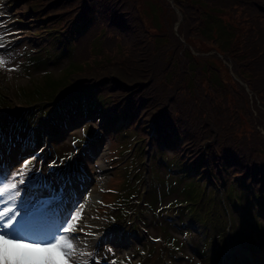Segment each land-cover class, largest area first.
Segmentation results:
<instances>
[{"label":"rangeland","instance_id":"rangeland-1","mask_svg":"<svg viewBox=\"0 0 264 264\" xmlns=\"http://www.w3.org/2000/svg\"><path fill=\"white\" fill-rule=\"evenodd\" d=\"M120 0H116L118 3ZM110 4L109 2H107ZM149 5L147 0H144V10L147 13L149 10ZM21 11H23V7L21 4H19V7ZM243 17L245 18L246 22L244 24L245 27H242L241 29H236L238 32V37L240 41V51L239 56H246L248 57L249 61V69L255 70L253 74V78L248 81L247 79L239 78L241 81H244L249 90L255 91V88L264 87V62L263 64L259 60V50L261 48H264V0H246L244 6H243ZM32 19L30 16L23 17V20L21 21V25L19 26V29L21 30V34H23L24 37V43H27V45H30V47L35 48L36 50L40 47H42L45 43L49 42L48 36H42L39 40L41 41H34L32 39L33 34V28L34 25L31 22ZM259 22V25H255L252 22ZM254 28V29H253ZM257 28V29H256ZM256 31V32H255ZM255 33V34H254ZM166 34V41L160 46L159 51L153 53L152 55L143 58L141 61H137L133 64L132 67H129L130 69L126 73H116L114 72V76L117 80H119L122 83L126 84H132L135 82H147L150 75L148 73V68H150L151 65L153 67H156L157 69H161L167 64L168 59H172V61H175L177 56L181 53V46L178 44V42L175 40L171 32H165ZM191 39H193L194 44L192 45V48L198 52H206L209 49H214L215 45L213 43H209L206 41L205 38L199 39L196 38V35L194 33L189 34ZM188 48V47H187ZM65 51V46L61 45L58 48H51L48 52L50 56L53 55H60ZM161 51H164V53H161ZM251 52V53H250ZM215 53L212 55L214 56ZM222 64L224 68L226 69V74H224V77L229 80L230 83H232L234 86L236 85V88L240 91L242 94V99L245 103L249 104V96L244 91H242V87L239 86V84L236 82V75L231 73L228 65V61L226 58H221ZM44 58L42 55H36L35 63H41L43 62ZM64 63V59H58L55 64H50V70L54 73L59 72L61 70ZM242 66V65H240ZM28 67V64H25L22 68ZM55 76V75H54ZM52 73H50V77H54ZM22 81H26L27 79L21 78ZM133 86V84H132ZM148 89L151 93H154L155 95H158L162 97L166 101H176V97L173 92H171L170 87L166 88H158L154 87L152 85H148ZM238 86V87H237ZM256 94V93H255ZM257 98H262V93L256 94ZM264 97V95H263ZM62 100H65V96L61 95L60 97ZM230 97H227V99ZM179 101V99H177ZM73 104V110L76 111V115L78 117L84 116L86 114H90L93 112L94 108L101 103V100L99 97H96L95 95L93 97H89L88 93L82 92L81 94L77 95L74 100H71ZM182 113L184 115H189L187 110L184 108H180ZM70 112L67 113V116ZM260 117L259 119L263 120L262 115H257ZM202 125L203 132L202 136L204 139L207 140H215L218 138V133H215V129L212 126H205L203 125L204 120L199 121ZM88 125H91L94 127V130L98 131L97 124L92 121L88 122ZM257 128L255 130H263L264 129V122L261 121L259 124L257 123ZM248 127V126H246ZM80 133V131H78ZM124 131H119L116 135L113 137L110 136V139H117L118 137H123L124 134H122ZM77 133V131H76ZM78 133V135H80ZM264 133V132H263ZM101 144L94 145L96 148L97 146H100ZM133 147L136 149V151L139 152L140 160H142L137 165V170L135 173L131 174L130 176H139L141 179L139 180V190L140 193L135 195L134 199L136 197L143 198L144 194H141L143 191L147 190V182L148 179L151 177V174L147 172L148 164L150 166L152 165V162L150 160V156L153 155V149L148 148L146 144L142 142H137L133 145ZM122 158V150L118 149L116 147V159ZM167 160V159H166ZM163 163L166 164L167 161H161L158 160L156 163ZM131 166L128 164H124L119 167V170L117 172V183H116V194L118 191H121L123 193H129L131 191L130 188H133L134 185H130L127 181V172L130 170ZM171 178H174L172 171L166 170ZM157 176L154 177V179L150 180V191L152 193H155V189L159 188L160 181L163 180L167 182L169 179L163 178L164 169L159 167L157 168ZM178 174V173H177ZM191 174L188 173L185 175L186 177H189ZM183 179V178H182ZM184 183L189 182L188 179H183ZM181 184H177V186L173 189L176 190L177 193H179V188ZM196 188L194 185H188L187 190L191 195H194L196 192ZM181 193V192H180ZM182 194V193H181ZM185 196L182 194V200H185ZM143 200V199H142ZM140 201L136 202L138 204V208L145 209L144 204H140ZM194 206L198 209L204 210V207L207 205L203 200H200V202H194ZM156 206H164V204H158L154 205ZM188 210H190L188 208ZM170 214L172 215L170 218L172 219L169 222V229L167 230V235L162 236L163 239L168 240L170 238L176 240V242H180L181 248H185V250H182V253L185 254L187 261L184 262V264L189 263L191 260L197 261L198 264H214L213 261V253H212V244L215 242H219V239L221 238L220 229L215 228L212 219L209 221H204L203 223H200L195 217H188V211L186 210L185 206L183 207H177L175 209H170ZM188 224H192V227H188ZM262 227V226H261ZM263 228H264V222H263ZM126 231L123 233H129L128 230L135 231L131 228L125 227ZM243 229V232L240 233L248 236V238L252 239L255 243L264 246V235L263 237L258 240L252 232H250L247 228H241ZM183 235V233H185ZM249 234V235H248ZM180 235V236H179ZM226 235V233H225ZM264 251V248H262ZM260 251V250H259ZM258 251V252H259ZM257 252V253H258ZM160 253H157V256H159ZM257 255V254H256ZM256 255L251 259L255 260ZM244 258V256L242 257ZM263 257L260 259V261H255L254 264H260ZM240 264H244L242 261Z\"/></svg>","mask_w":264,"mask_h":264},{"label":"snow or ice","instance_id":"snow-or-ice-1","mask_svg":"<svg viewBox=\"0 0 264 264\" xmlns=\"http://www.w3.org/2000/svg\"><path fill=\"white\" fill-rule=\"evenodd\" d=\"M0 47H4L2 41ZM6 63L0 56V67ZM29 164L24 160L19 169L9 171L0 163V264H87L79 258L70 260L91 255L76 251L73 233L82 218L75 210L76 202L71 201L72 208H61L63 191L52 189L38 174L28 175L32 171ZM41 188L49 192L48 198L27 191ZM78 230L83 232V228Z\"/></svg>","mask_w":264,"mask_h":264},{"label":"trees","instance_id":"trees-1","mask_svg":"<svg viewBox=\"0 0 264 264\" xmlns=\"http://www.w3.org/2000/svg\"><path fill=\"white\" fill-rule=\"evenodd\" d=\"M216 25H217L218 29L220 30V32L224 35L223 39H221V42H218V44L221 47H223V49L226 51L231 50L232 46H229L231 44V41L228 42V32L226 31V29L223 26H221L220 23H218ZM263 55H264V53H263ZM261 58L263 59V57H261ZM242 64L245 66V71L243 72L244 74H241V72L239 70V66L237 67L234 65L233 70L240 78L247 79L248 81H250V79L253 78V76H248L247 74L250 72L253 73V70H250L248 68V66H249L248 58L243 59ZM262 64H263V62H262ZM211 65H212L211 62H206L205 66L200 68V70H199V82H200V84H204V86H206L207 89H213L217 86H221L220 89L226 88L229 86H234V85H231L229 80L224 77V74H220L214 69L210 70ZM250 75H252V74H250ZM236 89H238V88H236ZM200 91L203 95L205 93H207L204 91V88H202L201 86H200ZM226 95L228 96L229 94L226 93ZM202 98H203V96L198 97L197 102L201 101ZM198 110H200V109L198 108ZM202 118H204L203 114H202ZM202 118H199L198 116H196V117L193 116L190 119L191 125L196 131H198V130H200V128H202V125L199 122L200 120H203ZM185 123L186 122L184 121L183 124H185ZM203 125L204 126H212L214 129H222V128L228 126V121L224 118H213L212 114H209L207 112V116L204 119Z\"/></svg>","mask_w":264,"mask_h":264},{"label":"bare ground","instance_id":"bare-ground-1","mask_svg":"<svg viewBox=\"0 0 264 264\" xmlns=\"http://www.w3.org/2000/svg\"><path fill=\"white\" fill-rule=\"evenodd\" d=\"M147 87H149V86H147ZM150 89V88H149ZM154 94V93H153ZM260 261V260H259Z\"/></svg>","mask_w":264,"mask_h":264}]
</instances>
